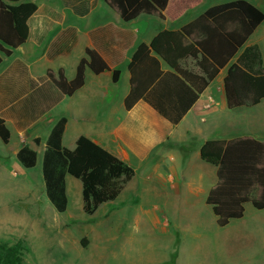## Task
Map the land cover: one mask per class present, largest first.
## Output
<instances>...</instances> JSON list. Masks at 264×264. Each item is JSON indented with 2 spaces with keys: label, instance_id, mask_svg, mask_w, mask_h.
Here are the masks:
<instances>
[{
  "label": "crops",
  "instance_id": "0c3cea01",
  "mask_svg": "<svg viewBox=\"0 0 264 264\" xmlns=\"http://www.w3.org/2000/svg\"><path fill=\"white\" fill-rule=\"evenodd\" d=\"M87 1L91 6L82 14L63 0H32L37 10L28 19V39L9 57H3L0 65V115L11 132L8 143L0 138V167L9 175L23 172L26 168L17 154L29 145L37 151V165L42 170L46 141L54 125L65 118L64 147L74 149L77 140L86 136L134 168L135 176L121 194L133 190L135 204L143 205L139 201L148 192L166 209L190 208L203 201L202 196L207 204L209 192L218 181V168L202 158L203 144L244 136L264 142V100L253 107L229 109L224 90L228 67L220 71L178 125L143 100L128 111L125 100L131 91L129 65L141 44L150 45L160 32L179 30L209 7L230 0H169L164 19L142 14L130 22L105 0ZM83 3H75L77 10ZM252 37L247 45L258 44L249 43ZM88 49L97 52L110 70L95 74L87 69L84 86L72 96L61 97L54 83L45 78L47 71L62 68L73 80ZM188 65L193 66L191 60ZM115 70L121 72L118 82L113 80ZM162 70L175 73L165 62ZM36 138L40 145H36ZM120 211V207L111 209L112 241L119 240L122 233L118 227L126 222L119 218ZM256 211L247 203L242 219L218 227H234L231 234L236 241H250L254 233L243 228L250 222L262 223L257 218L247 219L249 214L257 215ZM9 220L0 219V228L11 226L15 233V224ZM160 225L164 228L160 230L162 239H176L170 221H160Z\"/></svg>",
  "mask_w": 264,
  "mask_h": 264
},
{
  "label": "trees",
  "instance_id": "16d2710c",
  "mask_svg": "<svg viewBox=\"0 0 264 264\" xmlns=\"http://www.w3.org/2000/svg\"><path fill=\"white\" fill-rule=\"evenodd\" d=\"M76 11L86 14L87 0H63ZM76 2H84L77 10ZM125 22L142 14L164 19L169 0H105ZM12 3V4H11ZM16 4V5H15ZM37 10L32 0H0V65L3 57L22 46L28 39V19ZM264 22V10L249 0H230L209 7L191 23L179 30L160 32L150 45L141 44L129 65L131 91L125 100L131 110L138 101L150 104L172 124L178 125L203 91L222 69H227L224 90L229 109L253 107L264 100V61L258 44L247 45L255 31ZM192 61L193 66L188 65ZM165 62L175 73L164 72ZM95 74L109 71L102 57L88 49L77 68L73 80L64 69L48 70L50 79L61 97L72 96L82 88L86 70ZM147 77L143 79V75ZM121 72H113L118 82ZM175 91L174 94L168 91ZM180 92L179 95L176 93ZM67 120L61 118L52 128L43 155L42 175L45 193L59 213L67 211V177L82 184L83 211L88 216L115 201L134 178L135 170L117 156L81 136L74 149L63 145ZM0 138L8 143L11 132L0 115ZM36 145L41 140L36 138ZM202 158L218 168V181L207 197L219 227L232 220L242 219L245 205L251 203L264 210V142L250 136L230 140H208L201 148ZM26 169L36 167L38 153L25 145L17 154ZM25 245L0 242V264H27Z\"/></svg>",
  "mask_w": 264,
  "mask_h": 264
},
{
  "label": "rangeland",
  "instance_id": "374dc122",
  "mask_svg": "<svg viewBox=\"0 0 264 264\" xmlns=\"http://www.w3.org/2000/svg\"><path fill=\"white\" fill-rule=\"evenodd\" d=\"M249 1L264 10V0ZM249 43H258L264 58V22ZM68 183L69 206L59 213L46 196L40 164L15 175L0 167V219L10 217L15 224V233L11 226L0 228V242L22 240L27 264H264V211L247 217L262 220L243 228L254 233L252 240L236 241L234 227H218L204 196L190 208L166 209L152 193L142 194V205L134 203L133 190H125L88 216L81 182L69 176ZM114 207H120L119 218L126 221L118 227L122 233L118 241L111 239ZM166 219L176 232L174 240L162 239L159 222Z\"/></svg>",
  "mask_w": 264,
  "mask_h": 264
}]
</instances>
